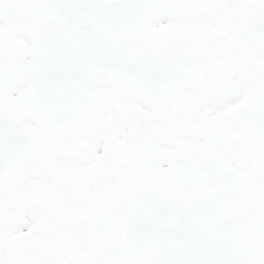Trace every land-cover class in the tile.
Wrapping results in <instances>:
<instances>
[{
    "label": "snow or ice",
    "instance_id": "6c2138e0",
    "mask_svg": "<svg viewBox=\"0 0 264 264\" xmlns=\"http://www.w3.org/2000/svg\"><path fill=\"white\" fill-rule=\"evenodd\" d=\"M0 264H264V0H0Z\"/></svg>",
    "mask_w": 264,
    "mask_h": 264
}]
</instances>
